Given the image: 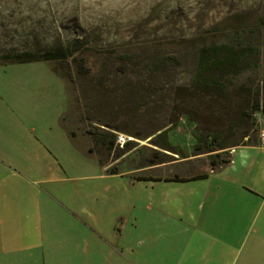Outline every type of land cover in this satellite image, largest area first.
Wrapping results in <instances>:
<instances>
[{"label":"crops","instance_id":"1","mask_svg":"<svg viewBox=\"0 0 264 264\" xmlns=\"http://www.w3.org/2000/svg\"><path fill=\"white\" fill-rule=\"evenodd\" d=\"M42 63L0 60V264H264L259 138L204 178L173 180L197 174L176 159L114 171L69 128L65 86L51 102Z\"/></svg>","mask_w":264,"mask_h":264},{"label":"rangeland","instance_id":"2","mask_svg":"<svg viewBox=\"0 0 264 264\" xmlns=\"http://www.w3.org/2000/svg\"><path fill=\"white\" fill-rule=\"evenodd\" d=\"M74 40L81 44L72 46L67 58L40 59L46 63L31 68L50 70L44 80L52 90V103L65 102V86L69 128L84 136L103 129L116 137H129L128 149L126 144L114 143L107 151L93 143L99 159L112 161L114 171L160 163L163 157L155 153L159 151L167 156V162L183 161L186 173H203L211 168L212 159H229L233 146L208 151L199 143L202 149L196 151L194 132L213 135L214 144L225 146L245 132L250 138L243 139L244 143L259 138L264 111H253L252 102L257 93L264 96V0H0V60L51 59L58 48ZM139 46L175 59L166 82L176 84L174 93L182 90L183 101H163L162 96L169 95L166 85L162 87L166 93L156 95L157 101L147 99L141 87L132 88L131 81L125 79L129 70L115 71L118 62L128 56L126 50ZM232 46L237 47L233 51L238 62L217 72L224 76L220 90L208 87L199 91L188 85L201 50L219 48L222 58V50ZM173 90L170 98L176 97ZM175 106L177 110H173ZM186 118L193 122L187 124ZM170 123L173 126L166 134L155 136L158 131L143 138L157 126ZM155 141L172 150L161 149ZM122 149H126L125 157L115 160ZM81 168L83 173L90 171L85 161ZM109 180L125 182L127 176ZM139 190V185L132 186L131 196Z\"/></svg>","mask_w":264,"mask_h":264},{"label":"trees","instance_id":"3","mask_svg":"<svg viewBox=\"0 0 264 264\" xmlns=\"http://www.w3.org/2000/svg\"><path fill=\"white\" fill-rule=\"evenodd\" d=\"M233 42L234 44H236L238 40L234 39ZM78 43L81 44V41L74 40L73 43L66 45L64 48H61V47L58 48L56 52H54V54L52 53L53 57L51 59L50 58H37V59L28 58L25 60L26 61L40 60V59L56 60L57 57H61V56H64L65 58H67L68 56L72 54L71 53L73 51L72 46L75 47L78 45ZM233 49H237V47L235 46L225 47L222 50V58H219L218 56L219 48L217 49L212 48L206 51L201 50L197 55L194 68L192 69V72L189 75L188 85H193V87H196L199 91H203L204 88H208V87L209 88L211 87L215 90H220L221 89L220 87H222L223 85L222 79H224V76L219 75L217 72H221V70L224 69L225 66L233 67L237 65V62H238L237 61L238 55L236 52L233 51ZM126 51L127 52L125 53H127L128 56L126 55L127 57H124L122 61L118 62V65L115 67V71H122L123 73H125L127 70H129L130 71L129 76H125V79H128L129 81H131L129 82L130 83L129 85L132 88L141 87L147 99L157 101L158 98H156L157 97L156 95H159L161 97V95L165 94L166 91L168 90L167 93H169V95L168 96L163 95L162 96L163 101L169 100L171 102H177L178 99L183 101V99L181 98L183 95L182 90L179 91L177 89L178 87L173 81L166 82L168 73L172 65L175 63L174 58L172 57L169 58L167 56H164V53L162 52H157L154 49H149L143 46H139L136 48H130V49L128 48ZM127 63H130V68H126ZM124 69H127V70H124ZM135 71H138V72H135ZM102 81H100V85L101 84L103 85V83H101ZM164 85L169 86V88L167 90L166 89L164 90L162 88ZM175 87H177L176 89L179 92L177 91L174 93L173 89ZM172 90H173V94L176 95L175 98H170V95H172L171 94ZM134 94L135 93L133 91L130 92L131 96H133ZM252 104H253L252 105L253 111H261V110L264 111V96L260 97L259 93H257L256 98L254 99ZM166 108L167 106L164 105L163 109H166ZM174 109L177 110V107L173 108V110ZM185 120L187 124H191L193 122L189 118L188 119L186 118ZM170 124H171L170 126H167L166 124L160 125L159 127L157 126V128H155L154 130L146 134V136L143 138L150 137L158 131L159 133L156 134L155 136H158V135L161 136V135L166 134L167 131L171 129V127L173 126L172 123ZM101 125H104L108 128H112L111 125L108 123H102ZM117 130L123 131V132L125 131L119 128ZM129 133H132L135 137H142L139 133H136V132H129ZM90 134H91V138H92L94 145L96 144L102 147L105 146L107 151H110L111 146H113L116 140V134L108 130L102 129L100 133L98 131L97 132L91 131ZM194 137L196 141H198V144L195 145L196 151H199L202 149V147L199 146V143L205 145L206 148L209 149L208 151H217V150L225 149L226 147H229V146H236L239 144H243L244 143L243 139L245 137L249 139L250 135L249 133L245 132L242 134L241 139H239L233 144L226 145V146L221 143L214 144L213 135L211 136L207 134L206 136L205 135L200 136L197 132H194ZM125 144H126L125 148L128 149V146L129 144H131V142L127 141ZM153 144L164 150H169V151L172 150V148L168 144H165V143H160V142L155 141L153 142ZM126 149L120 150V152L116 155L115 160L118 159L120 156H122ZM155 153L163 157L160 162L168 161L166 160L167 156L164 155L163 152L155 151ZM215 157L217 158L219 157L218 152L215 154ZM227 161L228 159H225V158H222L220 161L212 159L210 169H215V167L221 165V163H226ZM100 163L103 164L104 162L100 160ZM205 176H206L205 173H197L189 178L174 176L172 179L183 181L187 179L204 178Z\"/></svg>","mask_w":264,"mask_h":264},{"label":"built area","instance_id":"4","mask_svg":"<svg viewBox=\"0 0 264 264\" xmlns=\"http://www.w3.org/2000/svg\"><path fill=\"white\" fill-rule=\"evenodd\" d=\"M127 141H129V137L123 134H117L116 137V143H118L120 146H123ZM259 146L261 148H264V133H262L259 137ZM233 150H229V153H231Z\"/></svg>","mask_w":264,"mask_h":264},{"label":"water","instance_id":"5","mask_svg":"<svg viewBox=\"0 0 264 264\" xmlns=\"http://www.w3.org/2000/svg\"><path fill=\"white\" fill-rule=\"evenodd\" d=\"M149 139H151V138H149Z\"/></svg>","mask_w":264,"mask_h":264}]
</instances>
